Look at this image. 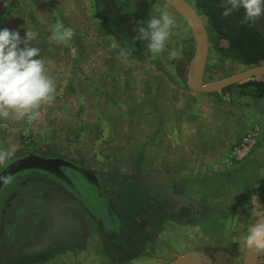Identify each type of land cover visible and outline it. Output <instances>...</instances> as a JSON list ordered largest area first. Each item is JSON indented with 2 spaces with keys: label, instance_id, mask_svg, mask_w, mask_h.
Instances as JSON below:
<instances>
[{
  "label": "crops",
  "instance_id": "obj_1",
  "mask_svg": "<svg viewBox=\"0 0 264 264\" xmlns=\"http://www.w3.org/2000/svg\"><path fill=\"white\" fill-rule=\"evenodd\" d=\"M95 8L98 31L103 33L98 42L116 41L126 56L115 55L112 47L107 49L108 44H102L97 50L91 45L84 52L77 37L66 43L53 41L54 52L40 55L47 74L55 81L52 101L39 109L44 116L43 127L109 126L111 122L99 112L119 109L114 104H122L130 112L131 105L137 104L140 134L146 132L139 136L140 147L145 148L142 156L145 161L139 170L146 177L163 180L165 185L172 182L178 194L174 199L180 203L176 205V214H165L169 217L141 216L144 224L141 231L133 220L129 226L130 220L123 218L128 228L127 234L122 233L124 248L116 243L115 232L104 237L99 229L92 227L84 235V246L68 250L69 253L77 252L76 264H170L180 256L194 257L195 254L200 256L198 264H242L246 248L241 247V237L264 216V98L227 95L226 91L195 92L190 86L192 58L183 63L180 71L125 69L131 61L130 55L136 56L139 62L144 51L130 52L124 44L128 41L125 35L121 36L123 41L112 33L97 5ZM168 11L178 16L184 26L191 27L178 8L172 6ZM87 23L81 17L78 28L70 22L66 28L75 34L81 33V28L87 32L90 29ZM217 37L220 53L227 59L225 52L229 44L218 34ZM136 91L138 97L132 99L130 95L137 94ZM177 93L192 108L181 110L179 98L173 97ZM91 110L97 114L88 116ZM182 111L194 112L199 117H202L200 112L204 114L202 118L191 114L192 117L183 119L180 118ZM253 130L257 131L253 149L242 162H234L233 146ZM52 133L50 130L48 135L57 137ZM7 142L10 147L21 149V144ZM164 143H169V148ZM50 144L54 143L48 140L46 145ZM5 147L6 142L0 139V149ZM85 149L82 146L76 150L83 161L87 158ZM101 166L98 170L87 168L106 174ZM107 239L112 249L105 247Z\"/></svg>",
  "mask_w": 264,
  "mask_h": 264
},
{
  "label": "rangeland",
  "instance_id": "obj_2",
  "mask_svg": "<svg viewBox=\"0 0 264 264\" xmlns=\"http://www.w3.org/2000/svg\"><path fill=\"white\" fill-rule=\"evenodd\" d=\"M185 1L198 11L208 35V55L203 78L204 85L226 80L252 67L243 65L235 60L228 58L224 59L220 53L221 45L218 41L217 34L212 29L205 15L197 8V0ZM100 2L103 6L100 12L101 17L105 22L116 25L118 34H124L128 40L127 42L131 43V45H135L140 52L144 51L139 62V59L136 56H132L133 54L131 53L132 55H130V59H128L131 61L125 69L131 71L135 69H140L142 71H180L183 69V63L192 58L193 63L191 64L190 71L192 73L194 72L196 67L195 54L198 39L192 28L188 25L187 27L184 26L178 16L173 15L177 27L174 29V34L167 42L165 50L156 58L150 59L146 41L133 40V37L137 34L135 31L136 29L144 26V22H146L150 16H158L160 10H170V7H172L171 4L162 0H100ZM95 7V0H0V28L18 31L22 38L26 30L25 28L35 30L37 32V38L33 44L40 49V55H43L44 52L46 54L54 52L53 41L50 39L54 26L62 25L63 27L61 30L67 27L68 22L72 24L75 23L77 26L78 20L82 17L84 21H88L87 25L90 29L88 28L87 32H82L81 28V33L78 32L77 34L73 32V36L69 41L77 37L80 40L79 46L84 49V52H86L85 48L90 50L91 45L94 46V50H97L102 44H108L106 46L108 50L112 47L115 55L120 54L122 49H120V44L118 42L108 40L98 42L103 33L98 31L97 11ZM82 24V27L85 29V22ZM137 49L135 51H138ZM172 49H176L180 52V56L176 60L169 61L167 56L168 52ZM229 88L230 89L226 91L227 95H242L243 92L252 91L248 88H242L239 84ZM134 92L130 95L132 99L138 97V91H136L137 94ZM179 93H181V91H179ZM173 97L179 98L181 110H186L188 107L192 108V105L188 104L181 94L177 93ZM131 106L132 110L130 112L124 110L126 107L122 104H114V107H118L119 109L99 112L111 122L109 126L82 127L77 125L46 128L43 127L45 122L43 119L44 116L41 113L39 118L32 122H28L26 119H0V139L6 142V147L0 150H8L10 148L7 141L21 144V149L16 150L15 155L6 162L23 155L34 153L44 156H73V158L76 159L64 158L79 162L82 165L97 170L99 168L98 166L103 165L101 167L105 169L107 173L102 175L108 176V184L110 188H112V192H115L111 204L115 208L114 213L116 215V221L118 219L121 221L115 226L119 227L121 231L125 228V225H123V215L133 218L136 216L139 209H145V205H149L148 202H150V200H152L150 204H152L154 208H157L161 206V202L165 199V195L162 193L164 189L163 185L165 186L163 180L157 177H146L142 174L144 172L139 170L140 165L144 164L145 161L142 157L145 148L140 147L142 143H140L139 136L142 134L144 135L146 132L143 131L140 134L137 104L134 103V105ZM201 107L204 108V105L201 104ZM200 113L203 117L204 111ZM87 114L89 116L97 114V112L91 110L87 112ZM180 114V118L184 117L183 119L189 118L188 116H191V114H194L195 118H202L194 112L186 114V112L182 111ZM119 122H123L125 125L122 126ZM50 130H52L53 136L57 137H50L48 135ZM162 130L165 129L162 128ZM40 139L43 143L39 142L41 141ZM95 139L102 140L100 142ZM48 140L53 141L54 144L46 145ZM58 140H62L65 143H55ZM93 140L94 142H92ZM163 145L169 148V143H164ZM183 145L186 146V144ZM82 146L86 148L85 152L87 155L84 161L78 156L80 154L76 152V150L81 149ZM166 162H169V159H167ZM26 177L29 179H25ZM46 184L49 183H45L39 175L26 174L21 177L19 181H12L7 186L0 195V225L3 224L2 227H0L1 232L6 231L8 235L11 232V229L8 227L9 225L6 226L4 222H12L10 209L15 205L13 202L14 196L18 192L26 189L44 188ZM172 188L174 190L172 191L174 195V193L176 194L177 192L175 191L176 187L174 186ZM178 192H180V190H178ZM107 198L109 197L107 196ZM160 216L162 218L169 217L161 212L156 215V218ZM103 232L112 233L113 230H106ZM4 235L0 234V239H3ZM122 236L123 234L121 233L119 239H115L120 247L123 241ZM105 242V247L107 249H112V244H110L111 246L108 244V242H110L109 239ZM245 250L246 249H244L243 252V258L245 257ZM66 251H59L43 256L34 255L32 257H23L20 254H14V257L10 253L0 252V264H21L20 262L22 260H24L26 264H38L42 260L46 262H41V264H76V260L79 258L77 252L73 251L69 253L68 250ZM256 262L257 264H264V252L256 251ZM243 263L242 261V264Z\"/></svg>",
  "mask_w": 264,
  "mask_h": 264
},
{
  "label": "flooded vegetation",
  "instance_id": "obj_3",
  "mask_svg": "<svg viewBox=\"0 0 264 264\" xmlns=\"http://www.w3.org/2000/svg\"><path fill=\"white\" fill-rule=\"evenodd\" d=\"M75 163L82 165L79 162ZM64 172L70 179L69 183L39 172L27 173V175H39L45 183L49 184H46L44 188L26 189L14 196L15 205L10 209L12 222H4L6 226L9 225L11 232L8 235L6 231H0L1 235L5 234L3 239H0V250H2L0 252L10 253L14 257V254L32 257L72 249L79 250L84 246V235L89 234L92 227L102 230L104 237L112 236L109 232H103L106 230H113L116 233V239H119L121 233H128L127 225L121 231L115 226L121 221L119 219L116 221L115 208L111 204L115 192H112L108 184V176L96 173L100 180V187L97 189L87 184L73 170L64 169ZM24 175L26 174L18 176L13 181H19ZM172 187H174L172 182L163 185L162 193L165 199L161 202V206L154 208L150 200L149 205L146 204L145 209H139L135 217L123 215L125 219L130 220L129 226H132L134 221L136 224L134 226L139 230L141 225H144L141 222V216L152 218L161 212L175 213L176 205L180 202L174 199L177 192L173 195ZM121 248H124L122 244ZM41 262L46 261L42 260L38 264ZM20 263L26 264L24 260Z\"/></svg>",
  "mask_w": 264,
  "mask_h": 264
},
{
  "label": "clouds",
  "instance_id": "obj_4",
  "mask_svg": "<svg viewBox=\"0 0 264 264\" xmlns=\"http://www.w3.org/2000/svg\"><path fill=\"white\" fill-rule=\"evenodd\" d=\"M228 3L223 16L230 15L235 9H243L244 18L249 21L264 14V0H228ZM62 27L54 26L50 36L52 41L64 43L72 38V29L61 30ZM176 27L175 17L162 9L158 16H150L144 26L135 30L137 34L133 40L146 41L150 59H154L165 50ZM25 29L22 38L18 31L0 28V119L35 121L40 116V107L50 103L55 92V81L46 72L40 49L33 44L37 32ZM120 55L126 56V52L122 50ZM179 56L180 52L172 49L167 58L172 61ZM15 151V146L0 150V165L14 156ZM240 244L264 252V223L248 227Z\"/></svg>",
  "mask_w": 264,
  "mask_h": 264
},
{
  "label": "water",
  "instance_id": "obj_5",
  "mask_svg": "<svg viewBox=\"0 0 264 264\" xmlns=\"http://www.w3.org/2000/svg\"><path fill=\"white\" fill-rule=\"evenodd\" d=\"M164 1L178 8L188 20L192 30L197 36L198 40L195 54L196 67L190 80V86L195 92L217 93L254 78L264 77V64H262L259 66H252L226 80L204 85L203 78L208 55V35L202 18L198 14V11L185 0ZM64 169L73 170L79 174L87 184L99 189L100 180L97 174L84 165H79L64 157H50L30 153L0 165V195L15 178L30 172L47 174L57 180L69 183L70 179L65 174ZM259 223H264V216L255 222V224ZM198 258H200L199 254H195L194 257L180 256L170 264H198ZM243 264H257L255 249L246 248Z\"/></svg>",
  "mask_w": 264,
  "mask_h": 264
},
{
  "label": "trees",
  "instance_id": "obj_6",
  "mask_svg": "<svg viewBox=\"0 0 264 264\" xmlns=\"http://www.w3.org/2000/svg\"><path fill=\"white\" fill-rule=\"evenodd\" d=\"M96 5L98 10L101 11L103 6L100 0H96ZM196 6L204 13L219 38L228 42L229 45L225 52L226 57L246 66L264 64V14L249 21L244 18L243 9H235L230 15L223 16V11L229 7L227 0H197ZM106 24L112 33L114 32L123 41L125 40L121 37L122 35L117 33L118 28L116 25ZM124 44L130 52H135L137 49L135 45H131L127 41H124ZM239 86L252 90L243 92V95L249 94L259 99L264 98V77L240 83ZM229 89L227 88L224 91Z\"/></svg>",
  "mask_w": 264,
  "mask_h": 264
},
{
  "label": "built area",
  "instance_id": "obj_7",
  "mask_svg": "<svg viewBox=\"0 0 264 264\" xmlns=\"http://www.w3.org/2000/svg\"><path fill=\"white\" fill-rule=\"evenodd\" d=\"M256 139V130H253L247 136L243 137L239 143L233 146L232 160L234 162H242L253 149Z\"/></svg>",
  "mask_w": 264,
  "mask_h": 264
}]
</instances>
